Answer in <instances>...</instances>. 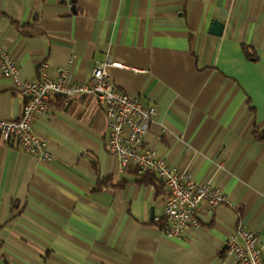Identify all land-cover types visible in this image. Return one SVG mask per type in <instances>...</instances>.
<instances>
[{"label": "crops", "instance_id": "1", "mask_svg": "<svg viewBox=\"0 0 264 264\" xmlns=\"http://www.w3.org/2000/svg\"><path fill=\"white\" fill-rule=\"evenodd\" d=\"M0 47L22 79L43 64L76 81L126 64L108 71L156 107L147 144L227 194L203 206L201 227L167 238L155 221L165 186L109 152L103 102L57 95L35 121L50 161L0 138V264H230L240 227L264 256V0H0ZM25 101L0 58V118H20Z\"/></svg>", "mask_w": 264, "mask_h": 264}, {"label": "built area", "instance_id": "2", "mask_svg": "<svg viewBox=\"0 0 264 264\" xmlns=\"http://www.w3.org/2000/svg\"><path fill=\"white\" fill-rule=\"evenodd\" d=\"M0 58L3 73L12 78L26 97L20 118H0V138L3 140L18 142L39 159L50 161L53 153L49 139L36 131V119L49 113L51 101L57 95L63 96L67 103L72 97L93 94L105 106L108 150L118 158L121 168L136 166L141 173L155 174L163 182L166 190L164 206L155 221L167 238L179 239L188 228L201 227L203 206L213 212L227 201V194L221 187L195 179L188 168L170 164L154 146L147 144L156 107L147 104L139 95L121 90L108 71V66L126 64L109 60L98 62L86 81L73 80L66 68H61L58 76L52 77L43 64L38 78L22 79L19 64L8 50L0 47ZM167 131L163 125L162 132ZM226 250L231 257L230 264H264L258 234L254 230L240 227L231 232Z\"/></svg>", "mask_w": 264, "mask_h": 264}, {"label": "water", "instance_id": "3", "mask_svg": "<svg viewBox=\"0 0 264 264\" xmlns=\"http://www.w3.org/2000/svg\"><path fill=\"white\" fill-rule=\"evenodd\" d=\"M210 31L213 34L222 35L223 34V31H224V22L215 19L213 21V23H212V27L210 28Z\"/></svg>", "mask_w": 264, "mask_h": 264}, {"label": "trees", "instance_id": "4", "mask_svg": "<svg viewBox=\"0 0 264 264\" xmlns=\"http://www.w3.org/2000/svg\"><path fill=\"white\" fill-rule=\"evenodd\" d=\"M244 48H245L246 53L251 56V53H250V51L248 49V46L247 45H244ZM255 135L260 140H264V129H258V130H256L255 131Z\"/></svg>", "mask_w": 264, "mask_h": 264}]
</instances>
